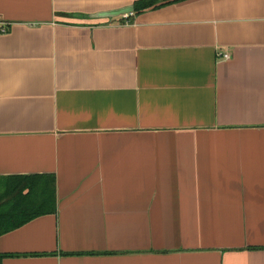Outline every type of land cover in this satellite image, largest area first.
Wrapping results in <instances>:
<instances>
[{"label": "crops", "instance_id": "crops-1", "mask_svg": "<svg viewBox=\"0 0 264 264\" xmlns=\"http://www.w3.org/2000/svg\"><path fill=\"white\" fill-rule=\"evenodd\" d=\"M134 1L0 0L1 264H264V0Z\"/></svg>", "mask_w": 264, "mask_h": 264}, {"label": "trees", "instance_id": "trees-1", "mask_svg": "<svg viewBox=\"0 0 264 264\" xmlns=\"http://www.w3.org/2000/svg\"><path fill=\"white\" fill-rule=\"evenodd\" d=\"M184 0H135L133 15ZM0 235L32 219L57 211L56 177L53 174L14 175L0 178ZM4 255L0 254V264Z\"/></svg>", "mask_w": 264, "mask_h": 264}, {"label": "water", "instance_id": "water-1", "mask_svg": "<svg viewBox=\"0 0 264 264\" xmlns=\"http://www.w3.org/2000/svg\"><path fill=\"white\" fill-rule=\"evenodd\" d=\"M134 6L130 5L122 9H117V10H110V11H104L97 13L95 15H92L91 17H113L121 14H128L133 12Z\"/></svg>", "mask_w": 264, "mask_h": 264}, {"label": "built area", "instance_id": "built-area-1", "mask_svg": "<svg viewBox=\"0 0 264 264\" xmlns=\"http://www.w3.org/2000/svg\"><path fill=\"white\" fill-rule=\"evenodd\" d=\"M126 15H129V13ZM224 56H225V58H229V54H225Z\"/></svg>", "mask_w": 264, "mask_h": 264}, {"label": "rangeland", "instance_id": "rangeland-1", "mask_svg": "<svg viewBox=\"0 0 264 264\" xmlns=\"http://www.w3.org/2000/svg\"><path fill=\"white\" fill-rule=\"evenodd\" d=\"M0 187H1V185H0ZM1 190V189H0Z\"/></svg>", "mask_w": 264, "mask_h": 264}]
</instances>
